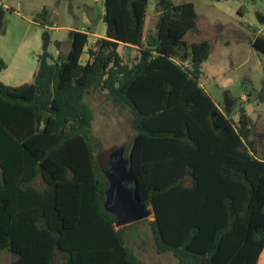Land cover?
Wrapping results in <instances>:
<instances>
[{
  "label": "trees",
  "instance_id": "trees-1",
  "mask_svg": "<svg viewBox=\"0 0 264 264\" xmlns=\"http://www.w3.org/2000/svg\"><path fill=\"white\" fill-rule=\"evenodd\" d=\"M149 1L103 0L104 38L86 47L87 34L75 31L66 55H38L32 83H0V255L15 256L0 264H141L126 245L134 223L117 227L104 206L109 182L86 102L93 92L130 111L128 170L152 208L155 252L178 264H258L264 158L251 120L244 110L237 120L221 113L200 86L210 45L184 40L193 3L159 0L146 37ZM5 12L0 4V31ZM37 18L48 24L45 10ZM249 44L264 55V38ZM120 46L137 52L134 61Z\"/></svg>",
  "mask_w": 264,
  "mask_h": 264
},
{
  "label": "rangeland",
  "instance_id": "rangeland-1",
  "mask_svg": "<svg viewBox=\"0 0 264 264\" xmlns=\"http://www.w3.org/2000/svg\"><path fill=\"white\" fill-rule=\"evenodd\" d=\"M103 1V0H102ZM101 0H0L6 12L0 31V59L7 68L0 73V83L19 86L33 82L38 68V55L43 51L55 54L54 40L68 42L63 26H89L92 32L104 33L106 26ZM173 4L191 2L196 13L195 27L185 36L187 43L206 41L210 55L203 64L200 82L228 117L237 120L240 110L249 116L252 128L250 139L256 141L259 156L264 158V55L252 48L249 41L264 38V0H169ZM47 13V25L37 15ZM159 0H150L146 10L144 36L155 34L159 21ZM50 27L57 28L50 29ZM92 39V37H91ZM64 52V51H62ZM118 52L127 63L134 61V49L120 47ZM85 59V56H84ZM245 95V100L242 96ZM231 97L236 105L227 101ZM93 111L91 136L99 141L101 150L96 158L103 170L113 166L114 156L127 151L134 135L129 110L119 109L98 92L86 98ZM144 220L126 229V245L141 264H178L170 252L158 254L153 246L149 221L153 220L151 207ZM117 227H120L117 225ZM15 258L8 252L0 255L2 262ZM258 264H264V250Z\"/></svg>",
  "mask_w": 264,
  "mask_h": 264
},
{
  "label": "water",
  "instance_id": "water-1",
  "mask_svg": "<svg viewBox=\"0 0 264 264\" xmlns=\"http://www.w3.org/2000/svg\"><path fill=\"white\" fill-rule=\"evenodd\" d=\"M260 22L264 24V17ZM104 174L109 182L104 206L107 212L116 216L117 225L126 226L144 220L150 210L140 200L137 180L128 170V161L122 158V154L114 156L113 166Z\"/></svg>",
  "mask_w": 264,
  "mask_h": 264
},
{
  "label": "crops",
  "instance_id": "crops-1",
  "mask_svg": "<svg viewBox=\"0 0 264 264\" xmlns=\"http://www.w3.org/2000/svg\"><path fill=\"white\" fill-rule=\"evenodd\" d=\"M99 1V0H98ZM102 1V0H101ZM103 2V1H102ZM3 5V4H2ZM4 6V5H3ZM5 7V6H4ZM101 17V19H102V17H103V15L102 16H100ZM145 22H146V20H145ZM50 29H55V31L56 30H58L57 28H54V27H50ZM60 30H62V31H65V32H67L68 33V42L65 44V48H64V50H62V42H60V41H58V40H54V44L56 45V52H55V54H51V55H53V56H59V55H62V56H64V55H66L67 53H68V51L70 50V48H71V44H70V39H71V35H72V33L73 32H75V31H81V32H84V33H86L87 34V39H88V44H87V46L86 47H90L91 45H93L94 43H95V41L97 40V39H101V38H104L105 37V32H106V29H105V32L104 33H95V32H92V30H91V28L89 27V26H84V27H80V28H73V27H70V26H63ZM91 37H92V39H91ZM120 47H123V46H120ZM119 47V48H120ZM124 48V47H123ZM47 51V50H46ZM62 51H64V52H62ZM84 56H85V59H84ZM209 58V57H208ZM1 59H3V58H1ZM4 60V59H3ZM87 60V55H83L82 56V63H84L85 61ZM208 60V59H207ZM206 60V61H207ZM205 63V62H204ZM6 68H7V66H6ZM202 70H203V67H202ZM200 86L207 92V90H206V88H205V86L200 82ZM208 93V92H207ZM209 94V93H208ZM210 96H211V94H209ZM211 98L213 99V97L211 96ZM242 100H245V95H243L242 96ZM213 101H214V99H213ZM214 103H215V105H216V107L218 108V110L221 112V113H225L224 111H223V109L219 106V105H217L216 104V102L214 101ZM228 104L229 105H231V107H234L237 103H236V100H234L233 98H231V97H229L228 98V101H227V106H228ZM258 145V144H257ZM258 156H259V147H258ZM260 157V156H259ZM261 158V157H260ZM261 256V255H260ZM14 259V258H13ZM13 259H10V260H7V262H11ZM259 261V260H258Z\"/></svg>",
  "mask_w": 264,
  "mask_h": 264
}]
</instances>
